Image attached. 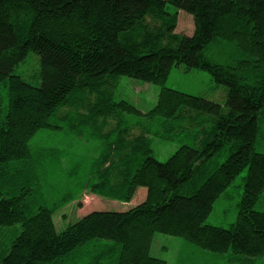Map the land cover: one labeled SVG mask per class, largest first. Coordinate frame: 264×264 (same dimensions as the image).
I'll use <instances>...</instances> for the list:
<instances>
[{"label":"trees","instance_id":"trees-1","mask_svg":"<svg viewBox=\"0 0 264 264\" xmlns=\"http://www.w3.org/2000/svg\"><path fill=\"white\" fill-rule=\"evenodd\" d=\"M178 9L192 15V34L175 31ZM31 51L39 60L35 81L16 70ZM174 65L205 70L223 84L224 107L164 86ZM122 75L162 84L151 109L114 100ZM193 111L211 115V127L198 124V145L181 144L165 161L153 155L144 124L125 120L133 113L183 122ZM59 119L74 138L94 141L85 167L81 158L71 162L70 173L81 168V192L130 201L145 187L144 199L122 211H89L57 230L53 215L81 192L44 200L43 168L53 170L61 151L31 138L63 128ZM259 134L264 0H0V228L20 225L8 244L0 242V264H166L150 254L155 232L248 264L264 253ZM244 168L235 221L206 223Z\"/></svg>","mask_w":264,"mask_h":264},{"label":"rangeland","instance_id":"rangeland-1","mask_svg":"<svg viewBox=\"0 0 264 264\" xmlns=\"http://www.w3.org/2000/svg\"><path fill=\"white\" fill-rule=\"evenodd\" d=\"M169 11L176 10L172 4L167 5ZM194 23L192 15L178 9L176 32L192 34ZM39 68L38 55L31 51L23 62L16 68L17 72L27 81H35V73ZM162 84L147 82L142 79L122 75L117 80L113 89L115 101L125 99L142 112L151 109L156 103L158 92ZM164 86L174 88L186 93L200 95L207 99L220 103L224 107L226 90L223 84L216 83L211 75L202 69H185L183 65H174L163 83ZM185 121H174L163 116L149 117L145 115L129 113L125 120L130 123H142L152 136L153 155L160 161H165L181 144L198 145L192 136L198 124L201 122L210 128L212 116L208 113H187ZM63 128H45L38 131L31 138L32 145L38 147H57L61 154L53 164H47L43 173L41 189L43 198L48 203L52 199H60L64 194L80 193L83 189L84 179L81 178V168L71 170V162L82 159V164L91 160L94 151L90 138H74L73 135L63 130L66 126L65 119H59ZM262 128V127H261ZM176 132H179L176 134ZM200 136V135H199ZM202 136V134H201ZM96 144V143H95ZM255 151L264 152V136L258 135L254 145ZM50 160V158H49ZM246 168L233 179L232 183L221 192L215 200L212 210L205 219L206 223L229 227L237 216V203L241 197L243 180ZM82 186V187H81ZM38 195V193H36ZM76 200L62 206L54 215L57 230L63 229L68 223L92 210H125L139 203L146 196V188L138 187L130 201H120L100 196L84 189ZM264 210V190L257 204ZM35 207V204L34 206ZM37 207V206H36ZM35 207V208H36ZM20 225L1 227L0 242L8 244L19 231ZM98 242L96 239L88 242L86 248ZM152 256L166 260V264H247V260L231 255L229 252H214L175 235L155 232L150 246ZM87 256L86 254H84ZM117 259V258H116ZM248 264H264V253Z\"/></svg>","mask_w":264,"mask_h":264}]
</instances>
